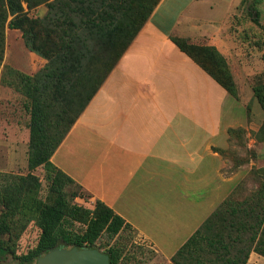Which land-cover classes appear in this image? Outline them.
Masks as SVG:
<instances>
[{
	"label": "crops",
	"instance_id": "1",
	"mask_svg": "<svg viewBox=\"0 0 264 264\" xmlns=\"http://www.w3.org/2000/svg\"><path fill=\"white\" fill-rule=\"evenodd\" d=\"M254 2L161 0L52 157L89 195L90 209L102 201L167 260L247 178L243 169L231 171L222 152L231 130L249 128L236 76L257 74L250 65L257 54L263 61L256 46L263 30L247 17L262 0ZM177 38L215 48L241 99L181 51ZM12 47L22 52L15 68L24 74L48 62L21 32L6 38L5 60ZM261 259L252 253L248 264Z\"/></svg>",
	"mask_w": 264,
	"mask_h": 264
},
{
	"label": "trees",
	"instance_id": "2",
	"mask_svg": "<svg viewBox=\"0 0 264 264\" xmlns=\"http://www.w3.org/2000/svg\"><path fill=\"white\" fill-rule=\"evenodd\" d=\"M63 1L0 0V30L12 17L8 27L20 30L26 47L48 61L34 76L9 69L30 113L29 173L0 174V263L9 256L17 258L16 240L34 222L41 232L37 245L21 257L24 263L55 248L78 247L104 249L111 264H126L124 247L110 242L131 226L102 201L93 209L76 204V194L70 198L66 188L78 184L53 164L52 157L161 0H67L75 17L60 9L61 16L39 22L23 6L26 2L30 11L44 4L52 10ZM252 10V22L259 25L258 9ZM174 42L238 98L229 66L215 48L178 38ZM256 46L264 53V38ZM2 52L1 60L4 48ZM255 94L264 108V86ZM38 168L49 182L46 200L40 198L41 182L34 174ZM252 175L259 179L253 193L245 196L250 181H241L171 258L173 264H248L252 253L264 258V169ZM103 238L109 243L98 245Z\"/></svg>",
	"mask_w": 264,
	"mask_h": 264
},
{
	"label": "rangeland",
	"instance_id": "3",
	"mask_svg": "<svg viewBox=\"0 0 264 264\" xmlns=\"http://www.w3.org/2000/svg\"><path fill=\"white\" fill-rule=\"evenodd\" d=\"M23 6L25 11L28 12V16L38 22L45 18L51 19L61 16L62 12H60V9H64L65 13H70L67 8V0L57 3L52 10L48 9L44 4L34 7L30 11H28L26 2H23ZM258 13L259 25L255 24V26L258 27V34L260 30H263L264 34V0L258 5ZM255 14L256 12L253 10L248 12L249 23L252 22V17ZM70 15L75 17L73 13H70ZM47 19L45 20L47 21ZM11 20L12 17H9L4 30H0V56L4 48L3 59H0V174L25 176L29 173L30 113L25 95L17 90L15 78L9 72L10 68L17 70L15 68V60L19 61V59L15 57H20L22 52L17 51L15 53L12 47V56L8 54L5 60L6 38L13 42L15 36L21 32L18 29L8 27ZM38 26L42 27V25ZM46 35L44 34L42 38H47ZM252 37L255 38V34ZM2 38L4 39L3 43ZM50 39L54 40L55 35H50ZM257 41L260 42L261 40L257 39ZM259 56V54L254 56L250 64L252 70L257 72V74L245 76L241 73L236 76L245 88L242 92V102L243 105L247 102L244 105V113L246 110L250 121L249 128H238L231 133L230 147L223 152L224 158L232 166L231 171L243 169L247 172V178L250 182L246 187L245 196L253 193L252 191L259 186V179L255 175L253 176L252 172L264 169V134L260 135V131L264 128V108L255 94L257 87L264 86V69L261 70L262 67L264 68V63ZM221 77L226 79L224 76ZM233 78L236 83L234 75ZM237 94L238 99H241L238 88ZM34 174L39 177L41 182L40 198L46 200L49 188L46 173L42 168H38L34 171ZM66 190L70 198L76 194L74 199L76 204L89 208V195L78 185H70ZM244 195L242 198H245ZM79 226L77 225L76 229ZM40 232L39 227L34 222L30 223L16 240L17 258L9 256L0 264H39L37 260L24 263L21 257L28 254L37 245ZM115 242L124 247L126 264H173L153 244L141 238L133 228H127L118 239L110 242V244L112 245ZM107 243H109L107 239L103 238L98 245L104 246ZM99 251L106 253L104 249ZM262 263L264 264V259L254 264Z\"/></svg>",
	"mask_w": 264,
	"mask_h": 264
},
{
	"label": "water",
	"instance_id": "4",
	"mask_svg": "<svg viewBox=\"0 0 264 264\" xmlns=\"http://www.w3.org/2000/svg\"><path fill=\"white\" fill-rule=\"evenodd\" d=\"M37 261L39 264H111L107 253L78 247L55 248Z\"/></svg>",
	"mask_w": 264,
	"mask_h": 264
}]
</instances>
